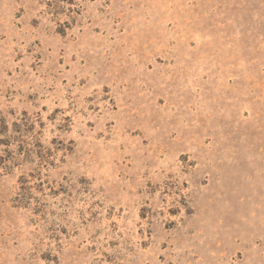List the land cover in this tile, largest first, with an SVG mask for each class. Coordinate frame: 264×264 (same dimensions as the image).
I'll return each mask as SVG.
<instances>
[{
	"label": "rangeland",
	"instance_id": "1",
	"mask_svg": "<svg viewBox=\"0 0 264 264\" xmlns=\"http://www.w3.org/2000/svg\"><path fill=\"white\" fill-rule=\"evenodd\" d=\"M0 264H264V0H0Z\"/></svg>",
	"mask_w": 264,
	"mask_h": 264
}]
</instances>
